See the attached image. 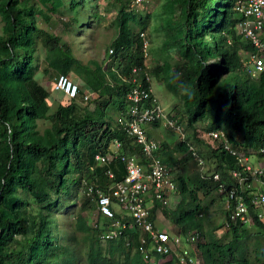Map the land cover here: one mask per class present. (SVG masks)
Returning <instances> with one entry per match:
<instances>
[{
    "label": "trees",
    "instance_id": "obj_1",
    "mask_svg": "<svg viewBox=\"0 0 264 264\" xmlns=\"http://www.w3.org/2000/svg\"><path fill=\"white\" fill-rule=\"evenodd\" d=\"M108 1L117 8L113 18L117 35L111 43L114 52L107 50L111 63L105 68L98 59L77 53V32L70 46L36 19L37 14L50 20L54 14L69 12V19L63 20L68 31L84 22L79 15L88 0H0V264H182V255L176 252L145 258L138 244L140 233L127 228L119 237L103 238L104 227L114 228L119 215L114 220L106 217L100 225L92 219L102 194H112L127 173L125 162L115 158L100 164L96 155H106L116 139L123 150H138L119 118L130 106L127 95L137 80L147 88L152 77L165 80L188 114L190 132L178 116L174 127L181 126L185 137L173 144L163 142L165 150L159 154L177 170L178 207L186 210L174 211L177 231L198 230L199 264H264V221L258 209L264 203L249 205L253 225L261 231L251 233L247 225L232 222L226 237L217 234L219 226L208 215L211 201L201 200L198 194L199 185L208 189L209 198L219 191L220 183L227 190L235 187L240 178L232 174L234 169H241L245 177L253 173L242 169L229 148L212 149L218 166L210 175L197 172L192 177L183 171L193 160L187 152L190 144L205 142L196 134V124L205 121L207 130L224 129L231 146L246 151L254 167L260 163L264 167L258 157L264 150V70L254 77L244 65V52L258 51L241 31L237 0H161L154 8L149 0ZM138 3L146 6L144 11ZM153 19L164 38L154 52L160 63L152 67L143 40L151 36ZM37 49H45L44 70L53 71L56 81L61 74L79 81L77 97L39 80ZM83 78L87 89L99 90L96 115L78 101L85 87ZM53 91L58 93L53 100L57 108L49 102ZM108 104H114L111 113ZM253 149L258 152H249ZM108 169L115 172L114 178ZM216 173L219 180L214 179ZM255 176L264 181V172ZM70 189L78 208L74 216L67 214L62 228L56 211ZM217 197L222 194L217 192ZM251 197L246 199L249 203ZM229 214L227 210L225 220Z\"/></svg>",
    "mask_w": 264,
    "mask_h": 264
},
{
    "label": "built area",
    "instance_id": "obj_2",
    "mask_svg": "<svg viewBox=\"0 0 264 264\" xmlns=\"http://www.w3.org/2000/svg\"><path fill=\"white\" fill-rule=\"evenodd\" d=\"M238 6L242 0H238ZM244 19L241 21V31L246 38L251 40L253 45L257 47L258 52H244V65L248 68L252 76L258 75L264 70V0H245ZM145 36V34H144ZM145 43V41H144ZM137 68H135V71ZM56 86L63 89L70 97L78 96V84L67 74L58 76ZM151 89L143 87V82L137 80L136 85L129 93L131 104L123 117L119 118V123L131 137L132 142L138 146V150H134L132 155H125L120 151L122 142L116 140L113 144V152L106 155L97 154L96 159L101 163H111L115 158L126 163L127 173L124 179L118 184V188L114 190V194L133 212L136 221L142 225L147 236L141 238V249L147 254L148 249L145 244H153V247L162 253L172 252L173 240L166 230L156 228L154 222L147 219L148 207L150 206V191H154L155 197L163 198L162 192L174 186L170 179V170L159 155L161 142L148 134L147 125H152L156 121L162 120L165 124L174 126L175 122L167 114L164 113L162 107L156 103V99L150 98ZM149 99V100H148ZM208 137L213 141H220L225 148L231 145L224 131L212 130L208 132ZM194 158L202 164L201 156L197 153L193 146H190ZM240 162L244 165V170L262 173L261 168H254L253 165L245 160L247 157L238 154ZM146 160H143V159ZM110 175L113 173L109 171ZM236 174H239L236 172ZM218 175H216L217 177ZM259 198L264 200V192ZM100 207L104 214L112 216L114 213L110 207L112 195L102 194L99 199ZM229 202L234 205L229 208V218L226 224L231 222L242 221L248 223L253 216H246L247 207L244 205L243 195L235 188L231 189L229 194ZM141 209V210H137ZM114 228H109L106 234H120L127 227V222L119 220L112 223ZM122 229V230H121ZM195 239V236H190ZM184 264H190L184 259Z\"/></svg>",
    "mask_w": 264,
    "mask_h": 264
},
{
    "label": "rangeland",
    "instance_id": "obj_3",
    "mask_svg": "<svg viewBox=\"0 0 264 264\" xmlns=\"http://www.w3.org/2000/svg\"><path fill=\"white\" fill-rule=\"evenodd\" d=\"M150 1V5H152L151 7L154 8L156 6H158L161 2V0H149ZM238 1V0H237ZM68 3V1H66ZM114 3V2H113ZM229 4L231 5V1L229 2ZM228 4V5H229ZM235 8L238 10L237 12L239 13L237 16L239 17V24L241 25V21L244 19L245 17V13L243 11V9L245 8V0H242V3L240 4V8L238 6V2H236ZM68 7V5H67ZM138 7L139 9H142V11H144L146 6H143L141 3H138ZM232 7V6H231ZM69 8V7H68ZM116 5H112L111 2H109L108 0H88V4L87 7H85L84 9H82L79 17L83 19L84 22H82L81 24L77 25L75 28H72L68 31H66V29L64 28L63 25V20H68L70 13L68 12L67 15L64 14H54L50 20H46L42 15H38L36 16L37 21H39L40 26L43 28L48 29L49 31H52L54 33L60 34L62 39V42L67 41L69 43L70 46H72L73 43H75L74 41V36L75 33L77 32L76 36H78V50L77 53L80 54L81 57L84 58H96L98 59L100 62H102V64H104L105 68H108L111 61H109V55H108V51L110 52H114L113 47L111 46L112 41L114 40V38L117 35V28L114 25V21L113 18L115 17L116 14ZM144 9V10H143ZM63 10V9H62ZM69 9H64V11H68ZM151 22H153L152 28L153 31L151 33V36H146V38L143 40L145 41L144 43V47L148 50V54H146V60L148 61L149 64H151V66L153 67L154 65H158L160 62H158V57L156 55L161 42L163 41L164 38V33L161 29H157V27H159L158 25V21L156 19L150 20ZM0 30H1V23H0ZM248 39V38H247ZM41 45V46H40ZM40 46V48H42V44L40 42V44H38V47ZM75 47V44H74ZM144 48V50H145ZM157 49V50H156ZM45 49L41 52L40 49H37L36 51V57L38 56V62L40 64V67L38 69V78L41 82H43L45 85H47L48 87H52L54 88V90H56L57 86H56V74L53 73V71L51 73L46 72L44 69V65L43 62H45ZM172 56H176L175 52L171 53ZM243 56V55H242ZM176 60H179V58L176 56L175 57ZM104 60L106 62H104ZM174 60V59H173ZM172 60V62L174 63V61ZM211 60H208V62H210ZM37 62V63H38ZM162 62V60H161ZM109 63V64H108ZM108 65V66H107ZM174 66V64H173ZM73 77V76H72ZM74 78V77H73ZM161 77L157 78V77H152V86H153V90H154V95L157 98L158 102L160 103L159 105L163 108L165 113L168 114H176V117L178 118V116H180L181 120L183 121L184 127L186 129V122H187V110L184 106V104L181 102V99L178 98L174 92L169 88V86L167 85V83L165 82V80L160 79ZM83 81L85 83V87H84V91L81 94V97H79L78 101H80L82 106L88 107V112L92 115H96V112L98 110V107L100 106V99H98V96L100 93H98L99 90H92V89H87L86 88V78H83ZM111 81L108 80V83H110ZM79 84V81H78ZM81 85V83H80ZM60 94H62L61 92H59ZM58 96V93H56L55 91H53L52 93V97L49 98V102L52 103V106L54 108H57V104L53 102L54 98ZM116 100V104H119V97L116 96L114 98ZM103 101V100H101ZM99 103V104H98ZM98 105V106H97ZM114 105V104H113ZM113 105L112 104H108L107 105V112L111 113L113 110ZM117 108V107H115ZM114 108V109H115ZM117 110V109H116ZM119 111V110H117ZM119 112H116L115 115L119 116L118 114ZM118 114V115H117ZM99 121H101V117L98 118ZM208 125V121L206 122H199L196 124V134L198 133V136L200 138H207L208 136V132L207 129L205 127H207ZM159 127V126H158ZM147 130H149L148 127H146ZM175 129H181L180 127H174ZM168 128H164L163 126H160L159 128H157V131L164 134L166 132ZM187 131L190 132V130H188V128L186 129ZM156 137V139L158 140H163L164 138L162 137V134H160ZM170 138H174L173 142H176L178 140V138L180 137V133H176V134H171L169 135ZM193 141V140H192ZM205 141V139H204ZM198 150L201 152V154L203 156H201L202 159V164H200L198 161L196 160L195 162H188L185 164V167L183 169V171L186 174L191 175L192 177H195L194 174H196L197 172H206V175H210L212 173V169L214 167L218 166V163L215 162L216 159H213L211 157V153H212V145L209 142H198V141H193ZM195 146V145H194ZM215 147H217L215 145ZM240 148V147H239ZM242 154H245V152L241 151V148L238 149ZM244 150V149H242ZM252 151H256L257 150L253 149ZM256 152L254 154H256ZM259 155H261V157H259ZM258 157L260 158L259 162H264V152L263 154H259L258 153ZM209 159V160H208ZM211 160V161H210ZM252 161L254 163H258V158L257 157H253ZM174 171L176 172V168L175 166H173ZM264 169V167H263ZM203 170V171H201ZM218 174V173H217ZM214 179L219 180L220 179V175L219 176H214ZM241 184H237L235 187H238ZM254 188L255 189H262L264 188V185L261 182H254ZM257 185V187H256ZM82 190V187L80 188ZM233 189V187L231 188ZM230 190H227V188L225 187V183H220L218 190L219 191H214L213 194L210 195V198L207 196L208 195V189L207 188H202L199 185V189H198V194L200 196L201 200H205L206 198H208V200L211 201V207L210 210L208 211V215L212 218V220L214 221L215 224H217L219 226V229L217 228V234L218 235H223L226 234L225 236L228 237L229 234L226 233L227 232V224L225 223V219H224V215H225V211H226V198L227 196H229L230 194ZM217 192L222 194V197H217ZM74 191H71L70 189V194H66L63 195L62 198L60 199L59 202V209L56 211V213L58 214V218L60 221V226L62 228H64L63 226H65V221H66V217L67 214H70L71 216H74L75 210H77L78 208V203L76 201H74V203L72 202L73 198L75 199L76 197L75 194H73ZM73 194V195H71ZM70 201V202H69ZM177 199H176V195L172 196V202L176 203ZM32 202L35 205H41L40 203L33 201ZM205 203V202H204ZM176 208H178L181 213H183V210L185 209L184 206L182 207H178L176 206ZM260 211H262L263 214V220H264V206H261L258 208ZM117 210H119V208H117ZM171 210V209H170ZM173 210V209H172ZM186 211V210H184ZM92 219L95 221H97V219H100V222L103 223L104 220L101 219L100 217H98V210H94L92 213ZM166 216V217H165ZM163 217L166 219L165 221L160 220L159 216L156 218V222L158 223V225L163 228V229H167L170 232H176L177 228L176 225L174 223V217L173 215L167 214V215H163ZM62 223V224H61ZM249 227V231L251 233H256L261 231V229H259L257 226L249 225L246 224ZM188 244H195V242L190 241L188 242ZM196 264V263H195Z\"/></svg>",
    "mask_w": 264,
    "mask_h": 264
},
{
    "label": "clouds",
    "instance_id": "obj_4",
    "mask_svg": "<svg viewBox=\"0 0 264 264\" xmlns=\"http://www.w3.org/2000/svg\"><path fill=\"white\" fill-rule=\"evenodd\" d=\"M147 79V78H146ZM149 89H151V96H150V98H153V99H156V103L157 104H160L159 102H158V100H157V98L155 97V95H154V90H153V86H152V82H151V86H147ZM130 93V92H129ZM129 93H128V95H127V102H128V105L129 104H131V100L129 99ZM149 100V99H148ZM163 109V108H162ZM127 111V110H126ZM126 111H124V115H125V112ZM165 113V112H164ZM165 114H167L170 118H172L173 120H174V122H175V124L176 123H178V118L176 117V115H174V114H168V113H165ZM121 115H123V114H120V117H121ZM123 115V116H124ZM171 115H174L175 117H172ZM122 116V117H123ZM157 123H159L160 125H156ZM160 126H163L164 128H168L167 130H166V132L164 133V134H162V133H160V132H158L157 131V128H159ZM147 127L149 128V130H148V134L150 135V136H152L153 138H155L156 139V137H157V134H162V137L164 138L163 140H159L160 142H161V149H160V152L161 151H164L165 150V146L163 145V142H168L169 144H173L174 142H173V139L174 138H170L169 137V135H171V134H176V133H180V137L178 138V140L179 139H181V138H184L185 137V133H184V131L182 130V129H175V128H173V126H170L169 124H165L162 120H159V121H156L154 124H152V125H147ZM150 128H152V130H150ZM212 130H221V131H224L225 132V130L224 129H211V130H207L208 132H210V131H212ZM206 131V132H207ZM226 133V132H225ZM226 135H227V137H228V134L226 133ZM207 138L208 139H206V138H202V139H205V141L206 142H209L211 145H212V148L213 149H216V148H224V149H226L227 150V148H225V146L220 142V141H216V140H212L210 137H208L207 136ZM117 140V139H116ZM115 140V141H116ZM119 140V139H118ZM115 141L111 144V147H110V151L108 152V153H111V152H113V144L115 143ZM228 142L231 144V142H230V140H229V137H228ZM195 145V146H194ZM215 145L217 146V147H215ZM232 145V144H231ZM190 146H193L194 148H195V150L197 151V153L200 155V156H203V155H201L200 154V151L198 150V148H197V146H196V144L195 143H191L190 144ZM190 146H189V148H188V153H190L191 155H192V159L194 160V161H196V159L194 158V156H193V154H192V152L190 151ZM233 146V145H232ZM228 151H230L231 152V150H228ZM160 152H159V154H160ZM249 152H251V150H249ZM253 152H255V151H252V153ZM263 152H264V150H263ZM107 153V154H108ZM240 154H242L241 152H240ZM101 155H103V154H101ZM243 156H245V157H247V159L245 160L246 162H249V163H251L252 164V162H251V160H250V156L248 155V154H246V151H245V154H242ZM237 158H238V163L240 164V166L242 167V169L244 170V165H242L241 164V162H240V159H239V157H238V155H237ZM118 159V158H117ZM114 161V160H113ZM112 161V162H113ZM121 161V160H120ZM97 162H99L98 160H97ZM100 164H109V163H101V162H99ZM168 165V164H167ZM253 165V164H252ZM260 166H261V163H260ZM184 167H185V165H184ZM254 167V166H253ZM168 168H169V170H170V179H171V181L173 182V184H174V186L172 187V188H170V189H168L167 191H163L162 192V196H163V198H157V197H155V193H154V191L152 190V191H150V193H149V198H150V206L148 207V215L146 216V218L147 219H150V220H152L153 222H154V224L156 225V228H158V229H161V230H166L169 234H170V236H171V238H172V240H173V244H172V252H176V253H178V254H180V255H182V258H181V263L182 264H184V259H186V260H188L189 261V263L190 264H199L200 263V258H199V256H198V253H197V251H196V249H195V245H196V242H197V240H199V235H198V230L197 229H195V228H191V229H189L188 231H181V232H178L177 230H176V232H170V231H168L167 229H163V228H161L159 225H158V223L156 222V218L159 216V219L160 220H163V221H165L166 219L163 217V215H167V214H169V216L170 215H173V216H175L174 215V211H175V209H176V206H178L179 204V202H180V200H181V193H180V191H178V180H177V177H176V172L174 171V169L172 168V167H170L169 165H168ZM254 168H256V167H254ZM263 170V172H264V169H262ZM109 171H111L112 173H113V176H111L110 175V173H109ZM236 172L237 173H239V174H236ZM262 172V173H263ZM107 173H108V175H109V177L110 178H114L116 175H115V172L114 171H112L111 169H108L107 170ZM253 173V175L254 176H251V177H245L244 175H243V172L241 171V169H234L233 171H232V174L234 175V176H236V177H239L240 178V182H239V184H241V185H239L238 187H233V188H235V189H237L238 191H239V193L241 194V195H243V198L244 199H247V198H250V196H253V197H259L260 196V194L261 193H263L264 192V188H262V189H255L254 188V182H256V183H258V182H261L263 185H264V181L263 180H261V179H259L257 176H255L257 173H259V172H252ZM259 174H261V173H259ZM216 175H218L219 176V174H214V176H216ZM125 177V176H124ZM124 177H123V179H124ZM123 179H121V180H118L117 181V183H116V185H115V187H114V190L115 189H117L118 188V184L123 180ZM256 187H257V185H256ZM114 190H113V192H112V194H110V195H112L113 197H114V199L112 198V201H111V204H110V207H111V209H112V211H113V215L112 216H108V215H106V214H104L103 212H102V210H101V207H100V201L98 202V217H100L101 219H103V220H105L106 219V217L107 218H109V219H112V220H114L115 218H117V216H116V214L117 215H119V218L118 219H120L121 221H125V222H127V227H125L124 229H129V230H131L132 232H139L140 233V237H139V241H138V244H140V251H141V253L144 255V257L145 258H154V255L155 254H157V253H162V252H158L154 247H153V244H145V246H146V248L148 249V253L147 254H145L143 251H142V249H141V238H142V236H147V233L144 231V229H143V227H142V225H139L138 223H137V221H136V218H135V216H134V214H133V212L129 209V207H127V205L125 204L126 202H123L122 200H120L118 197H116L115 196V192H114ZM173 195H176V199H177V201H176V203H173L172 202V196ZM247 196V197H246ZM227 200H229V196H227ZM227 206V205H226ZM117 208H119V210H117ZM114 209H116L115 211H114ZM171 209V210H170ZM173 209V210H172ZM227 210H229V208H228V206L226 207V211ZM225 211V212H226ZM230 211V210H229ZM126 214H132V216L131 217H126ZM93 215V214H92ZM166 217V216H165ZM228 218H229V216H228ZM227 218V219H228ZM224 219H225V217H224ZM226 219V220H227ZM261 220H263L262 218H260ZM225 220V223L227 222ZM96 221V220H95ZM94 221V222H95ZM97 221L99 222V224H97V225H100V219H97ZM264 221V220H263ZM237 222H240V223H243V224H249V225H252L253 224V217H252V219H251V221L250 222H248V223H244V222H242V221H237ZM108 223H111L110 221L108 222ZM174 223H175V220H174ZM232 223V222H231ZM175 225H176V228L178 229V227H177V224L175 223ZM104 228H106V230H105V232H104V234H106V231L109 229V227L108 226H105ZM123 229V230H124ZM123 230H122V232H123ZM122 232L120 233V234H122ZM195 236L194 238L195 239H191L192 237H190V236ZM190 241H194L195 242V244H188V242H190ZM171 253V252H170ZM164 254H167V253H164ZM155 257H156V255H155ZM152 258V259H153Z\"/></svg>",
    "mask_w": 264,
    "mask_h": 264
},
{
    "label": "bare ground",
    "instance_id": "obj_5",
    "mask_svg": "<svg viewBox=\"0 0 264 264\" xmlns=\"http://www.w3.org/2000/svg\"><path fill=\"white\" fill-rule=\"evenodd\" d=\"M78 94H79V88H78ZM229 150H231V152L233 153V154H236V155H238L239 153H240V151L237 149V148H234V147H232L231 145H229ZM120 150H122V153L123 154H125V155H132L131 154V152H129V150H123V148H122V146L120 147ZM258 168H261V169H263L262 167H260V166H257ZM256 167V168H257ZM252 203L253 204H255L256 206H259V205H261V204H263L264 203V200H262L261 198H259V197H251V202L249 203L246 199H244V205L247 207V210H246V212H245V214H246V216L248 217V216H251V214H250V207H249V205L251 204L252 205ZM229 207H231L232 205H230L229 203L227 204ZM234 205V204H233ZM137 210H141V209H137ZM132 216V214H126V217H131ZM122 230V229H121ZM123 233V232H122ZM116 237H119V235L116 233V234H104L103 235V238H105V239H113V238H116Z\"/></svg>",
    "mask_w": 264,
    "mask_h": 264
}]
</instances>
